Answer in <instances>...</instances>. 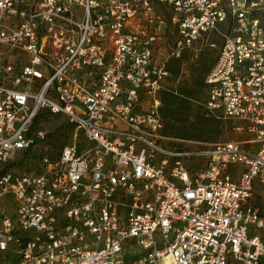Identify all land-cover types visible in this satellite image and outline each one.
<instances>
[{"label": "built area", "instance_id": "2783aa9c", "mask_svg": "<svg viewBox=\"0 0 264 264\" xmlns=\"http://www.w3.org/2000/svg\"><path fill=\"white\" fill-rule=\"evenodd\" d=\"M215 32L203 105L238 138L170 145L169 61ZM43 110L83 141L8 168L44 139ZM257 182L264 0H0V261L264 264Z\"/></svg>", "mask_w": 264, "mask_h": 264}, {"label": "rangeland", "instance_id": "374dc122", "mask_svg": "<svg viewBox=\"0 0 264 264\" xmlns=\"http://www.w3.org/2000/svg\"><path fill=\"white\" fill-rule=\"evenodd\" d=\"M222 45V38L218 33H210L202 39L201 48L195 51H188L181 58H171L169 67L173 71L168 79L170 85H173L178 91L185 93L192 89L195 97L192 99V110L190 113V121L198 122L202 119H210L207 115L204 102L206 94L203 89L204 79L216 62L218 53ZM170 124L165 123V142L177 147H185L190 145L209 146L218 142L227 141L238 138L233 130L232 122L223 121L220 127L215 125L208 126L210 132L204 134L202 138L188 135L184 124L176 122L172 119L167 120ZM187 123V122H186ZM36 129L43 131L45 134L35 147L25 154L19 153L15 159L16 162L12 167L13 170L21 172L26 171L37 159L44 155L55 156L59 151L68 144L83 141V137L79 131L69 122L65 115L47 114L41 117L36 123ZM214 138V139H213ZM193 142V143H192ZM257 201L264 207V182H257ZM2 210L7 212V208L2 206ZM0 264H5L0 261Z\"/></svg>", "mask_w": 264, "mask_h": 264}, {"label": "trees", "instance_id": "16d2710c", "mask_svg": "<svg viewBox=\"0 0 264 264\" xmlns=\"http://www.w3.org/2000/svg\"><path fill=\"white\" fill-rule=\"evenodd\" d=\"M171 73L173 75L172 70H171ZM194 97H195V94L193 93L192 89L188 90L187 93H185L183 91H178L174 87H171L169 90H164L161 93V98H162L161 113L165 119L166 124H170V122L167 120L172 119L176 122L184 124V126L188 132V135L196 136L198 138H202L204 134H207L210 132V129H208V126L215 125L217 127H220V125L223 123V120L210 117V119L207 118V119L198 120V122H196V123L191 122L190 121V118H191L190 113L192 110V99ZM47 114L62 115V114H53V113L46 111V110L41 111L35 119V122H34V128L35 129H36L35 123L41 117H43ZM61 150L59 151V153L61 152ZM26 152H29V151H25V152H23V154H25ZM59 153H57V155ZM52 157H54V156H52ZM21 161H22V159H20L19 161H17L15 159V161L11 162L8 165V168H12L16 162H21Z\"/></svg>", "mask_w": 264, "mask_h": 264}, {"label": "crops", "instance_id": "0c3cea01", "mask_svg": "<svg viewBox=\"0 0 264 264\" xmlns=\"http://www.w3.org/2000/svg\"><path fill=\"white\" fill-rule=\"evenodd\" d=\"M201 45H202V44H201ZM200 48H201V46H200ZM165 52H166V51H164V53H165ZM166 54H167V53H166ZM186 54H187V53H186ZM177 59H179V58H177ZM214 64H215V63H214ZM212 67H213V66H212ZM210 70H211V69H210ZM208 73H209V72H208ZM208 73H207V74H208ZM169 84H170V83H169ZM171 86L174 87L173 85H171ZM203 89H204V87H203ZM204 91H205V89H204ZM205 94H206V99H207V93H206V91H205ZM206 99H205V100H206ZM164 120H165V119H164Z\"/></svg>", "mask_w": 264, "mask_h": 264}]
</instances>
